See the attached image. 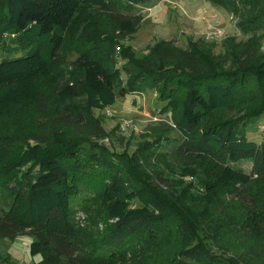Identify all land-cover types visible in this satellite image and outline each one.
<instances>
[{"label": "trees", "instance_id": "16d2710c", "mask_svg": "<svg viewBox=\"0 0 264 264\" xmlns=\"http://www.w3.org/2000/svg\"><path fill=\"white\" fill-rule=\"evenodd\" d=\"M152 1L0 0V45L15 34L26 51L0 55V122L9 108L28 106L54 123L44 130L34 117L23 132L34 143L15 168L34 164L23 175L0 174V238L32 236L39 264H264V140L250 139L242 118L216 116L246 109L248 120L264 117V0H209L233 14L246 37H228L219 54L216 42L192 37L187 47L161 39L142 54L124 44L118 53L114 40L87 33L86 22L75 30L94 6L124 40L143 23L137 8ZM70 52L78 57L67 76ZM147 88L158 89L161 112L173 113L181 135L157 156L174 164L158 184L135 170L139 151L102 142L108 131L95 114ZM83 95L86 106L76 105ZM45 143L55 149L41 153ZM246 160L250 172L239 165ZM80 211L104 215L106 230L90 238ZM238 237L256 243L240 251Z\"/></svg>", "mask_w": 264, "mask_h": 264}, {"label": "rangeland", "instance_id": "374dc122", "mask_svg": "<svg viewBox=\"0 0 264 264\" xmlns=\"http://www.w3.org/2000/svg\"><path fill=\"white\" fill-rule=\"evenodd\" d=\"M137 12L144 15L143 23L136 34L124 40L118 37L116 30H113L103 12L94 6L82 10L75 30L82 32L83 24L86 22L87 33L94 31L100 35L101 39H112L117 42V45L121 47L117 46L118 53L122 51L124 44L131 45L139 54L146 52L148 47L161 39H173L179 45L187 47L190 37L197 41L204 39L206 43H210L209 41L216 42L217 46L213 52L219 54L225 50L223 43L225 42L227 45L228 37H235L237 41L246 38L237 26L233 14L209 0H153L140 5ZM13 37L15 34L12 36V34L5 33L6 44L0 45L2 57L19 56L26 53L21 48L19 41ZM77 57L78 54L75 52H70L66 57L68 68L65 69V73L67 76L71 74L74 68L72 62ZM117 61H119V65L124 61L121 59V54ZM124 78L126 79V74H124ZM1 93L0 90V95ZM75 103L86 106V96H81ZM163 106L164 102L159 99L158 89L147 88L139 93H130L124 97H119L114 105L95 110V114L103 120L108 131V136L103 138L102 142L115 151H122L126 147H129L131 153L139 151L138 154L144 157L142 160L139 159L138 162H134L135 170L140 169L152 175L154 182L152 180L151 182L154 184L158 173L174 166L172 160H159L158 154L160 156L166 154L170 145L181 139V135L175 126L173 113L162 114ZM246 111V109L242 111L227 110L217 113L216 116L242 118L246 122L245 131L249 138L261 142L264 140V117L248 120ZM6 114V117L0 122V174L4 176L19 172V175H23L24 171L30 169L34 164L27 162L21 165L19 169L15 168L19 166L17 157L21 154L20 151L25 150L24 153H28L31 150L27 148L34 143V140H31L29 146L24 141L23 132L28 131L29 126L37 124L34 117H38L39 114L28 106L18 109L9 108ZM37 119L43 123L44 130H52L54 123L49 125V119L42 117ZM38 128L40 127L38 126ZM13 134H17V136L11 137L10 135ZM16 138L21 139L22 142L14 141ZM82 146H86V143H83ZM141 147L142 149L139 150ZM50 149H55V147L45 143L41 145L40 151L47 153ZM239 165L248 172L252 169V163L249 160L242 161ZM167 172L168 170L165 174H168ZM170 176L172 177V175ZM183 180L190 182L196 179H193L190 174H186ZM196 189L198 188L193 187L191 191H196ZM201 191L202 189H200ZM183 192L189 193L186 190ZM3 207L1 204L0 209ZM239 207V204L235 205V208ZM96 216L95 212L92 216L91 213L80 211L77 217L81 228L93 231L90 237L92 239L95 238L97 232L102 233L106 230V222L103 221L104 215H100L98 219ZM112 220L110 219L111 222ZM232 241L239 245L240 251L256 243L252 238L243 237L232 239ZM32 242L33 237L26 234L18 235L15 238H0V264H39L41 255H32Z\"/></svg>", "mask_w": 264, "mask_h": 264}]
</instances>
